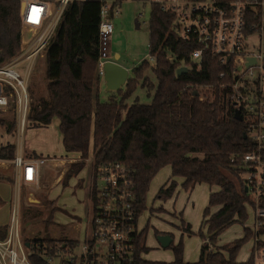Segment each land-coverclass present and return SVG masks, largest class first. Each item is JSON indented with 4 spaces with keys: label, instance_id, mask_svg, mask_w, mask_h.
Segmentation results:
<instances>
[{
    "label": "trees",
    "instance_id": "1",
    "mask_svg": "<svg viewBox=\"0 0 264 264\" xmlns=\"http://www.w3.org/2000/svg\"><path fill=\"white\" fill-rule=\"evenodd\" d=\"M19 7V0H0V63L19 50ZM99 8L100 2L96 0H72L66 4L44 54L47 96L33 97L29 106L28 119L33 126L48 125L56 118L64 151L79 153L80 159L69 163L60 182L67 184L82 169L91 145L93 176L98 177V166L105 161L123 163L132 171L137 215L145 209L150 180L165 165L170 166L172 176L183 178L184 190L198 182L218 185L219 189L208 195V204L203 209L208 242L201 246L198 260H183L179 240L175 245L169 244L173 263L253 264L251 255L243 262L236 261L239 248L252 237L246 226L241 238L219 248L210 247L225 228L245 221L247 205H255L245 190L239 166L242 154L251 149L252 143L243 135L247 129L245 118L234 117L236 107L231 89L219 85L227 79L218 78L224 66L204 52L200 68L196 69L190 59L196 45L176 36L172 12L162 10L158 3H150L148 54L154 61L141 60L132 67V76L127 77L120 89L100 100L96 71ZM181 62L190 67L177 75ZM148 69L155 77V84L144 74ZM139 80L142 86L153 89L151 100L127 104L125 100ZM201 88H204L202 98ZM195 90L199 94L194 95ZM0 124L11 132L16 121L13 117H0ZM14 155L15 143L0 145V159H12ZM26 156L42 155L31 150ZM0 180L12 182L13 178L0 175ZM174 187L175 182L171 180L166 188L158 190L156 197L169 198ZM95 193L93 182L89 189L92 203ZM257 204L264 207V192ZM212 205L220 207L209 213L208 207ZM50 218L48 215L46 222ZM7 229L8 225H0V238L6 236ZM146 230L147 224L135 236L130 263L168 264L140 257V252L148 249L144 244ZM183 231L191 233L188 224ZM199 235L203 236L202 232ZM30 260L34 264H48L36 257Z\"/></svg>",
    "mask_w": 264,
    "mask_h": 264
},
{
    "label": "built area",
    "instance_id": "2",
    "mask_svg": "<svg viewBox=\"0 0 264 264\" xmlns=\"http://www.w3.org/2000/svg\"><path fill=\"white\" fill-rule=\"evenodd\" d=\"M72 0H19L21 35L18 52L0 63V112L11 110L22 133L30 106L28 80L36 58L44 57L64 7ZM100 2L97 27L96 71L103 77V64L111 57L112 17L120 12L119 0ZM158 3L173 13L176 36L196 45L190 59L200 68L205 52L224 69L219 83L232 91L235 107L246 120L251 149L242 154L246 190L255 202L249 228L254 244L253 264H264V207L257 204L264 192V0H143ZM153 62L154 57L149 56ZM184 65L182 62L177 66ZM186 66V65H185ZM187 70L190 66H186ZM198 92V91H197ZM199 94V93H198ZM200 98L202 95L200 93ZM13 165L16 183L38 187L43 159L27 157L16 144ZM101 184L90 212L70 237L23 238L18 213L13 209L7 234L0 238V264H34L32 257L48 264H126L133 259L137 228L132 171L123 163L105 161L98 166ZM27 243V245L25 244Z\"/></svg>",
    "mask_w": 264,
    "mask_h": 264
},
{
    "label": "rangeland",
    "instance_id": "3",
    "mask_svg": "<svg viewBox=\"0 0 264 264\" xmlns=\"http://www.w3.org/2000/svg\"><path fill=\"white\" fill-rule=\"evenodd\" d=\"M103 1L111 4L113 0ZM119 8V14L114 15L111 19L114 26L111 46L120 55V58L115 60L121 61L128 68V76L131 77L132 67L138 65L141 60L146 59L149 61L148 18L150 3L143 0H119ZM134 19L139 24L137 28L135 27ZM21 35L30 37V33L25 29L22 30ZM44 68V57L36 58L28 80L30 103L33 97L47 96ZM144 74L151 83L155 84V77L150 69L146 70ZM99 80L98 98L105 100L109 93L104 89L103 80ZM200 90L201 95H203L204 88ZM152 93L153 89L142 86L141 80H139L125 102L127 104L134 101L149 103ZM0 117L5 119L13 117L15 120V113L11 110L1 111ZM28 117L29 110L22 133L20 128L18 129L17 123L15 130L11 132H7L5 127L0 124V145L15 143L16 149L18 142V144L21 143L22 153L25 155L35 149V151L40 152L42 155L40 158L43 159L40 167V181L38 187L31 184H22V182L19 183L17 187L19 190L18 208L13 204H10L9 209L7 207L0 208V224H10V216L14 209L18 213L20 234L23 238L45 237L46 235L59 238L74 236L77 234V228L80 227V223L85 220L86 214L90 212L89 189L92 183H95L96 189L101 184L99 177L93 176L91 145L89 146L87 157L84 159L82 169L76 175L71 176L67 184L63 185L61 182H56L58 177L61 176L60 178H62L70 162L80 159L79 153L64 151L58 134L60 132L55 126V118L45 127L33 126ZM5 164L7 168H1L0 166V173L11 174L14 169L13 165L11 163ZM168 176H170V171H168L167 166L160 168L153 176L146 191L145 209L138 215V227L141 228L147 224L145 244L149 249L142 256L146 259H156L165 261L168 264H174L171 246L181 240L182 258L184 261L191 260L192 262L197 260L199 254L201 244L199 225L202 218V210L208 204V189L204 185H196L189 195L186 190L178 187L175 195L166 199L157 198L153 203L161 205L156 208L160 212L159 214H151L148 209L151 201H153L158 188ZM240 176L244 177L242 173ZM8 193L11 198L14 197V186ZM63 210L73 211L78 216L68 215ZM247 214L245 221L242 223L235 222L221 233L217 241L220 246L230 244L235 239L241 238L243 226L250 227L252 225L254 211L250 205H247ZM48 215H51V218L46 222ZM187 223L191 226L193 232L189 235L183 231ZM179 229L183 232L182 234ZM159 231L171 235L172 245L167 247L160 245L156 238ZM202 233H204L203 229ZM205 242H208V237ZM212 247L217 248L214 243ZM251 247L252 238L250 237L239 248L236 259L239 261L246 259Z\"/></svg>",
    "mask_w": 264,
    "mask_h": 264
},
{
    "label": "crops",
    "instance_id": "4",
    "mask_svg": "<svg viewBox=\"0 0 264 264\" xmlns=\"http://www.w3.org/2000/svg\"><path fill=\"white\" fill-rule=\"evenodd\" d=\"M116 54L118 55L117 57H115L116 56ZM111 57H112V59H114V58H120V55L118 54V53H116L115 52V50L112 48V46H111ZM118 63H120L121 65H123L124 67H126L121 61H119V60H116ZM127 68V67H126ZM128 69V68H127ZM104 85V84H103ZM105 89V88H104ZM105 91H107L106 89H105ZM108 93H111L112 91H107ZM107 97V96H106ZM106 99V98H105ZM55 126H57V128H58V120L55 118ZM51 123V122H50ZM49 123V124H50ZM47 125H45V127H46ZM37 128H39V127H37ZM58 132V131H57ZM59 134V136H60V140H61V142H62V138H61V134L60 133H58ZM62 147H63V145H62ZM36 150V149H35ZM35 150H33L35 153H38V154H40L41 155V153L40 152H38V151H35ZM38 150V149H37ZM10 159H0V164H4V165H0L1 166V168H7V165L5 164V163H11L10 161H9ZM165 166H167L168 167V171H170V176H168V178L163 182V184L158 188V190L161 188V187H163V188H166L167 186H168V184H169V182L171 181V180H174V182H175V187H174V190H173V192H172V194H171V196H173V195H175L176 193H177V188L178 187H181V182L183 181V178L181 177V176H172L171 175V169H170V166L169 165H165ZM164 167V166H163ZM13 171H14V169H13ZM13 171H12V173L11 174H1L0 173V175H4V176H11L12 178H13V181L12 182H9V181H6V180H0V198L3 200V204H1L0 205V208H3V207H7L8 209L10 208V204H13V205H15V206H17V208H18V204H19V195H18V192H19V190L17 189V187L19 186V184H16V181L14 180V174H13ZM61 177V176H60ZM60 177H58L57 178V181L56 182H60ZM60 178V179H59ZM15 182V183H14ZM23 184V183H22ZM31 185H33V184H31ZM200 186V185H204L205 186V188H207L208 189V194L207 195H209L210 194V192H214V191H217L218 189H219V186L218 185H215V184H213V185H210V184H207V183H205V182H198V183H195L194 185H193V187L192 188H190V189H187L186 190V192H188L189 193V195L192 193V190H193V188H194V186ZM14 186V188H15V193H14V197L13 198H11V196L9 195V193L8 192H10V189L12 188ZM34 186V185H33ZM182 188V187H181ZM158 190H157V192H158ZM157 192H156V194H157ZM156 194H155V196H154V198H153V201H151V204H150V206H149V211L151 212V214H159V212H160V210H156V208H158V207H160L161 205L160 204H154L153 202L155 201V200H157V197H156ZM170 196V197H171ZM220 207V205H212V206H209L208 208H209V213H212V212H214V211H216L218 208ZM205 208V207H204ZM9 212H10V210H9ZM63 212H65L66 214H68V215H76V214H74L73 213V211H70V210H63ZM202 213H203V210H202ZM76 216H78V215H76ZM203 214H202V218H201V220H200V225H199V231L200 232H202V229H203V231H204V233H202V235L203 236H200V238H201V244H200V248H201V246L203 245V243H205V241L207 240V237H208V234L205 232V230H206V225L203 223ZM183 222V221H182ZM188 224V223H187ZM0 225H2V224H0ZM146 225V224H145ZM144 225V226H145ZM189 225V224H188ZM229 227V226H228ZM244 227V226H243ZM137 228L139 229V230H141L143 227H141V228H139L138 227V218H137ZM189 228H190V231H191V233H193L192 232V230H191V226L189 225ZM225 229H227V228H225ZM224 229V230H225ZM223 230V231H224ZM179 231L181 232V234L183 233L182 231H181V229H179ZM223 231H221L218 235H217V237H216V239H215V241H214V245H216L217 246V248H219V247H221L218 243H217V241H218V238L220 237V235H221V233L223 232ZM163 233H166V232H160L159 231V234H163ZM190 233V234H191ZM186 234V233H185ZM189 235V234H188ZM243 236V231H242V235L240 236V237H242ZM145 237H146V234H145ZM172 242V241H171ZM144 244H145V238H144ZM253 244H254V241H253V238H252V247H253ZM145 246L147 247V245L145 244ZM210 247L212 248V249H215V248H213L212 247V245H210ZM252 247H251V249H252ZM148 248V247H147ZM200 248H199V254H198V258H199V255H200ZM149 249V248H148ZM148 249L147 250H145V251H142V252H140V257L141 258H143V259H146V258H144L143 256H142V254L144 255V254H146V252L148 251ZM251 249H250V251L249 252H251ZM222 251V253L225 255V256H227V253H226V251L225 250H221ZM249 255H250V253H248V256H247V258L249 257ZM198 258H197V260H198ZM247 258L246 259H242V260H237L236 259V261H238V262H243V261H245V260H247ZM147 260H152V261H159V260H156V259H147ZM187 261H190L191 262V260H187ZM194 261H196V260H194ZM165 262V261H164ZM193 262V261H192Z\"/></svg>",
    "mask_w": 264,
    "mask_h": 264
},
{
    "label": "water",
    "instance_id": "5",
    "mask_svg": "<svg viewBox=\"0 0 264 264\" xmlns=\"http://www.w3.org/2000/svg\"><path fill=\"white\" fill-rule=\"evenodd\" d=\"M134 22H135V27L137 28L139 26L137 20L134 19ZM117 56L118 55L116 54L115 57ZM115 59L116 58L105 61L102 67L103 69L102 80H103L104 88L107 91H117L118 89L121 88L122 85H124L128 77V69L124 67L123 65H121L120 63H118ZM186 71H187V67L185 65H181L177 67L176 74L179 75L180 73L186 72ZM193 94L197 95L198 92L195 90ZM234 117L236 119L242 118L241 112L238 108L234 109ZM243 135L244 137L246 136L245 133ZM245 190H246V187H245ZM156 238L162 247L169 246V244L172 241V237L168 233L157 234ZM25 244L27 245V243Z\"/></svg>",
    "mask_w": 264,
    "mask_h": 264
}]
</instances>
